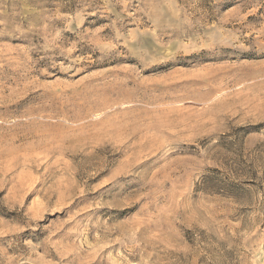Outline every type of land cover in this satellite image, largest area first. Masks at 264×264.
Listing matches in <instances>:
<instances>
[{"label":"rangeland","instance_id":"1","mask_svg":"<svg viewBox=\"0 0 264 264\" xmlns=\"http://www.w3.org/2000/svg\"><path fill=\"white\" fill-rule=\"evenodd\" d=\"M0 264H264V0H0Z\"/></svg>","mask_w":264,"mask_h":264}]
</instances>
